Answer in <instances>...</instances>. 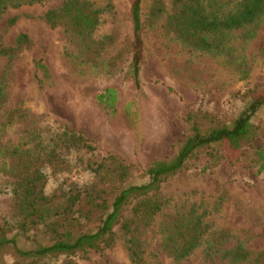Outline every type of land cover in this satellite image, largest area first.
Returning a JSON list of instances; mask_svg holds the SVG:
<instances>
[{
	"label": "rangeland",
	"instance_id": "1",
	"mask_svg": "<svg viewBox=\"0 0 264 264\" xmlns=\"http://www.w3.org/2000/svg\"><path fill=\"white\" fill-rule=\"evenodd\" d=\"M88 1L103 10L100 26L89 38L64 28L52 29L45 23V14L59 9L64 0L10 9L0 20L6 45H14L21 33L33 41L32 48L14 59L0 56V84L6 92L0 107V225L10 226V237L16 236L21 221L16 184L36 167L26 157L28 153H48L65 134L81 136L95 149L92 155L112 156L129 167L126 179L114 184L116 188L144 184L150 166L174 156L190 134L189 113L203 110L219 124L232 125L247 107L250 92L264 91V20L255 38L249 40L244 32H236L229 44L232 52L228 49L225 54L211 55L189 49L167 31L171 0H162L167 12L161 18L151 17L157 0H143L142 85L137 89L130 72L135 51L132 0ZM16 17L18 21L10 26L9 20ZM39 60L51 78L42 79L36 67ZM111 87L120 94V108L115 113L96 100ZM131 101L135 102L134 110L142 114L146 137L140 153L135 151L134 132L125 112ZM253 123L260 129L255 141L239 150L226 146L224 159L217 166L205 150L162 184L167 205L150 225H141L137 234L146 264H206L203 248L180 263L162 249L163 230L191 212L202 216L213 230L227 233L228 245L244 243L252 252H264V179L253 165L255 150L264 148V107ZM56 148V155L70 154L68 159L73 158L66 145ZM65 166L59 163L55 171L43 166L47 194L58 184L80 178L73 168L64 171ZM108 194L111 199L112 190ZM79 210L77 232L98 229L108 212L86 201ZM45 234L40 230L16 236L17 244L23 250L33 248L35 241L46 244L49 237ZM71 261L130 264L121 239L103 253L48 258L38 264ZM28 262L12 252H0V264Z\"/></svg>",
	"mask_w": 264,
	"mask_h": 264
},
{
	"label": "trees",
	"instance_id": "2",
	"mask_svg": "<svg viewBox=\"0 0 264 264\" xmlns=\"http://www.w3.org/2000/svg\"><path fill=\"white\" fill-rule=\"evenodd\" d=\"M43 1L0 0V20L10 9ZM142 1L132 0L135 51L130 72L137 89H141L142 85ZM171 1L166 29L176 41L196 52L211 55L225 54L228 49L232 52L229 44L234 41L236 32H244V37L251 40L257 36L264 20V0ZM102 11L88 0H64L59 9L48 11L43 19L52 29L64 28L73 34L89 38L100 26ZM166 12L162 0H157L151 17L161 18ZM18 19H10L9 25H15ZM32 47L33 41L25 33L19 34L12 46L5 44L0 33L1 57L14 59L25 49ZM36 67L41 77H52L42 60L36 63ZM5 97V88L0 84V107ZM96 100L114 113L120 108V94L116 88L105 89L97 95ZM263 107L264 91L253 90L247 107L232 125L219 124L213 115L203 110L189 113L187 123L190 134L174 156L156 161L150 166L147 171L148 182L144 184L116 188L114 184L126 179L129 167L112 156L106 158L92 155L95 149L81 136L65 134L66 137L60 136V142L54 144L48 153L36 150L28 153L26 157H29L32 167L35 163L36 167L31 173L22 176L16 184L15 194L21 215L16 236H26L30 232L42 230L49 237L48 243L35 241L33 248L20 249L17 237H10V226L3 223L0 225V252H12L23 261H29V264H38L48 258L103 253L113 248L121 239L126 245L130 264H146L137 234L141 225H150L167 205L161 191L162 184L183 171L191 160L205 150H209L212 165L217 166L224 159L222 150L226 146L239 150L245 144L255 141L260 136V129L253 123V119ZM125 108L134 132L135 151L140 153L146 144L142 114L134 110V101L129 102ZM61 145H66L70 153L74 154L72 159H68L70 154L56 155V147ZM216 148L217 151L214 152ZM57 158L65 159L59 161ZM36 161H41L43 165H38ZM59 163L66 164L64 171L70 172L72 168L78 171L80 178L58 184L52 193L47 194L43 166L55 171L57 169L54 166ZM253 165L256 174L264 179V148L255 150ZM109 190L113 194L111 199ZM84 201L93 208L108 212L98 229L77 232L75 229L79 224V206ZM229 242L227 233L213 230L202 216L191 212L163 230L162 249L176 263L190 258L199 248H203L206 264H216V260L225 264H264L263 251L252 252L244 243L230 246ZM64 264L77 263L71 261Z\"/></svg>",
	"mask_w": 264,
	"mask_h": 264
}]
</instances>
